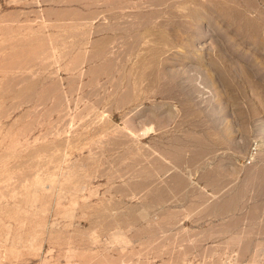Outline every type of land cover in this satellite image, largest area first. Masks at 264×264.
I'll list each match as a JSON object with an SVG mask.
<instances>
[{
    "label": "rangeland",
    "instance_id": "1",
    "mask_svg": "<svg viewBox=\"0 0 264 264\" xmlns=\"http://www.w3.org/2000/svg\"><path fill=\"white\" fill-rule=\"evenodd\" d=\"M0 264H264V0H0Z\"/></svg>",
    "mask_w": 264,
    "mask_h": 264
}]
</instances>
